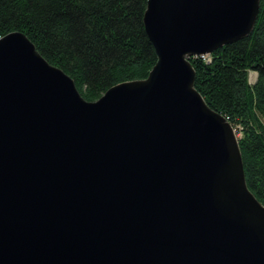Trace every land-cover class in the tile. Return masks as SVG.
I'll return each instance as SVG.
<instances>
[{"label": "water", "instance_id": "water-1", "mask_svg": "<svg viewBox=\"0 0 264 264\" xmlns=\"http://www.w3.org/2000/svg\"><path fill=\"white\" fill-rule=\"evenodd\" d=\"M261 0H148L157 64L86 101L0 38V264H264V205L191 59L249 37Z\"/></svg>", "mask_w": 264, "mask_h": 264}, {"label": "trees", "instance_id": "trees-1", "mask_svg": "<svg viewBox=\"0 0 264 264\" xmlns=\"http://www.w3.org/2000/svg\"><path fill=\"white\" fill-rule=\"evenodd\" d=\"M147 6L148 0H0V38L24 34L95 102L116 85L147 80L157 64ZM191 63L197 91L240 136L247 185L264 205V0L249 37ZM251 72L258 75L254 84Z\"/></svg>", "mask_w": 264, "mask_h": 264}, {"label": "rangeland", "instance_id": "rangeland-1", "mask_svg": "<svg viewBox=\"0 0 264 264\" xmlns=\"http://www.w3.org/2000/svg\"><path fill=\"white\" fill-rule=\"evenodd\" d=\"M257 74L256 73H254V72H251V74H250V83L251 84H254L255 82H256V80H257ZM237 137L239 138L240 136L239 135H237Z\"/></svg>", "mask_w": 264, "mask_h": 264}, {"label": "built area", "instance_id": "built-area-1", "mask_svg": "<svg viewBox=\"0 0 264 264\" xmlns=\"http://www.w3.org/2000/svg\"><path fill=\"white\" fill-rule=\"evenodd\" d=\"M203 58L207 57V56H202Z\"/></svg>", "mask_w": 264, "mask_h": 264}]
</instances>
